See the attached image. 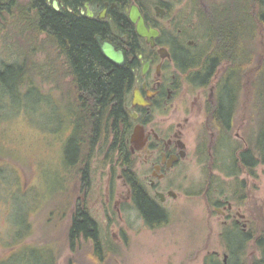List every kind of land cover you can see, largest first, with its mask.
Here are the masks:
<instances>
[{
	"label": "trees",
	"instance_id": "obj_1",
	"mask_svg": "<svg viewBox=\"0 0 264 264\" xmlns=\"http://www.w3.org/2000/svg\"><path fill=\"white\" fill-rule=\"evenodd\" d=\"M191 2L197 25L205 28L208 56L204 64L220 71L213 105L207 107L208 118L202 128L205 140L198 150L202 163L205 155L209 157L213 153L211 168L219 169L223 177L206 172L201 192L210 208L228 202L239 205L249 197L247 182L240 175L245 172L255 177L258 164L264 162V0ZM36 25L35 37H15V44L22 50L18 61L0 67V87L3 83L8 87L10 82L19 83L26 87L24 93H27L38 88L37 82H57L54 84L60 90L58 94L64 99L63 106L68 109L73 126L68 141V146L75 149L71 164L82 174L84 183L88 184L92 157L105 140L110 150L117 152L116 164L147 225L155 230L169 223L168 211L137 175L136 159L129 150L131 122L124 109L132 86L129 66L117 65L99 51L91 23L77 16L66 17L48 6L47 0H38ZM6 28L5 23L0 25V30ZM38 51L45 53L44 62L37 63L34 59ZM235 122H239L246 143L242 149L238 148L239 142L233 144V136L225 131L234 127ZM209 131L216 135L211 146ZM253 234V231L244 234L235 226L224 227L222 239L228 251L227 264H264V231L254 244L260 256L241 260L248 251V241L254 239ZM68 241L72 255L67 264H79L76 256L87 249L84 246L87 244L90 257L102 261L100 228L85 201L71 214ZM204 264L223 263L216 253H210L205 255Z\"/></svg>",
	"mask_w": 264,
	"mask_h": 264
},
{
	"label": "rangeland",
	"instance_id": "obj_2",
	"mask_svg": "<svg viewBox=\"0 0 264 264\" xmlns=\"http://www.w3.org/2000/svg\"><path fill=\"white\" fill-rule=\"evenodd\" d=\"M188 1L183 0V16L187 22H196L194 4ZM21 50L15 36L1 29L0 67L18 61ZM45 58L43 51L34 57L37 63ZM42 82L27 93L19 83L10 82L11 87L1 83L0 87V259L10 255L1 264H67L72 255L68 241L71 214L83 201L99 225L103 259L90 257L87 244L76 256L79 264H204L210 253H216L222 263L227 251L222 239L224 218L208 206L201 190L206 172L223 175L211 168L213 153L205 155L207 162L202 163L195 151L197 132L192 124L204 122V115L198 116L200 110L189 114V155L172 171L178 174L172 183L176 195L161 203L169 213V223L154 230L131 199L116 164L117 152L105 140L92 157L88 184L84 183L71 164L75 149L68 146L70 116L57 82ZM197 88L191 90L189 101L198 98L200 102L207 96L208 90L198 97ZM240 139L233 136V144L239 142L242 149L246 143ZM134 158L135 171L142 179L144 166ZM240 178L246 180L250 198L239 205L232 203L235 216L254 203L255 188L264 195V163L256 168L255 177L244 172ZM248 247L246 256L258 254L253 243Z\"/></svg>",
	"mask_w": 264,
	"mask_h": 264
},
{
	"label": "flooded vegetation",
	"instance_id": "obj_3",
	"mask_svg": "<svg viewBox=\"0 0 264 264\" xmlns=\"http://www.w3.org/2000/svg\"><path fill=\"white\" fill-rule=\"evenodd\" d=\"M54 1L58 8L54 7ZM47 4L66 17L77 16L91 23L94 26L93 38L101 53L97 36L123 51V65H128L132 72V86L124 107L131 122L127 139L129 150L132 157L141 160L144 166L142 180L162 203L170 195L172 183L178 177L172 171L183 165L189 155L186 139L189 114H193L194 109L200 110L198 116L204 115L205 119L204 122L192 124L197 132V155L198 148L205 140L202 128L208 118L207 107L213 105L220 76L218 67L204 64L208 56L205 32L197 21H186L183 16L186 3L183 0H47ZM133 4L138 6L147 28L158 31L150 40L138 34L137 25L129 16ZM188 4L191 2L188 1ZM37 20L38 0H0V25H7L3 32H14L11 30L15 28L21 31L9 33L12 36L35 37ZM195 87H198V97L208 90L203 101L199 102L198 98L189 101L191 90ZM135 89L139 90L140 95L135 96ZM129 109L137 112L136 118L130 116ZM137 124L142 127L141 146L130 139ZM234 124L225 131L242 139L239 122ZM72 128L71 125V131ZM208 139L211 146L216 139L214 131L208 132ZM259 191V187L255 188L253 207L246 209V212L237 211V217L231 202L215 207L216 212L224 218V225L235 226L244 234L253 231L254 239L248 241L253 245L264 231V195H260ZM156 192L163 193L164 200ZM256 251V256H260V251ZM224 253L228 254V251ZM9 257L7 255L5 259H0V264ZM252 258L245 254L241 256L242 261ZM222 263L227 264V260Z\"/></svg>",
	"mask_w": 264,
	"mask_h": 264
},
{
	"label": "water",
	"instance_id": "obj_4",
	"mask_svg": "<svg viewBox=\"0 0 264 264\" xmlns=\"http://www.w3.org/2000/svg\"><path fill=\"white\" fill-rule=\"evenodd\" d=\"M54 7L58 8L57 2L54 1ZM129 16L131 20L136 23V30L139 35L141 36H147L148 40L151 39L153 35H156L158 31L156 29H148L147 26L144 23L143 17L141 15V12L136 4H133L130 8ZM97 39L99 40L100 49L103 53V55L114 62L117 65H123L125 62L124 53L121 49L117 48L115 45H113L111 42L107 40H101L99 36H97ZM140 95L139 90L135 89V96ZM131 117L136 118L137 112L128 110ZM131 142L138 143L139 146L142 145V127L141 125H135L133 128V131L131 133ZM158 196L161 197V200H164L163 193L156 192ZM170 195L175 197L176 193L171 190ZM231 206V203H230ZM228 257L227 253L223 254V261L226 262Z\"/></svg>",
	"mask_w": 264,
	"mask_h": 264
}]
</instances>
